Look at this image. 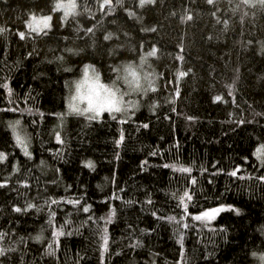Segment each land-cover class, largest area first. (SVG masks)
<instances>
[{
	"label": "trees",
	"instance_id": "obj_1",
	"mask_svg": "<svg viewBox=\"0 0 264 264\" xmlns=\"http://www.w3.org/2000/svg\"><path fill=\"white\" fill-rule=\"evenodd\" d=\"M57 1L0 0V247L15 249L0 264H264V0H78L66 18ZM34 13L52 15L47 34L30 32ZM129 64L155 70L139 109L67 113L86 66L119 87ZM221 205L240 214L191 218Z\"/></svg>",
	"mask_w": 264,
	"mask_h": 264
},
{
	"label": "snow or ice",
	"instance_id": "obj_2",
	"mask_svg": "<svg viewBox=\"0 0 264 264\" xmlns=\"http://www.w3.org/2000/svg\"><path fill=\"white\" fill-rule=\"evenodd\" d=\"M107 4H111V0H108ZM117 4L121 6L120 0H117ZM76 8V3L75 0H71V2L67 5L63 3H57L55 6L54 10H60L64 9V14L65 17L68 15L72 14ZM51 21V16H41L37 18L35 15L32 16L31 20L28 23V28L30 29V32H35L37 34H47L45 32V29H49L51 27L50 24ZM7 29L0 27V35H2ZM88 32H92V29H88ZM20 39H25L26 38V33L25 32H19L18 33ZM113 38V33H108L107 35L104 36L105 40H111ZM68 51H72L69 49ZM31 55V54H30ZM149 55H154V53H151ZM149 56H144L141 58V64L146 62L147 58ZM60 59V58H58ZM89 70H91V75H89ZM123 72L125 73L123 79L124 81L129 85V88L132 91H155L156 89L151 87V85L154 83V80L149 79L148 74H145L144 79L147 81L148 88H144L143 85L141 84V77L138 73L137 67L135 65L129 64L123 67ZM119 79V77H118ZM88 85L87 90L84 91L82 90L83 85ZM0 87H3L7 90L9 97L12 95V89L9 87L8 84H3L0 85ZM76 95L72 97L73 101H76L77 103H70L69 104V110L71 113L77 114V115H84L89 121H95L99 120L102 118L103 113L108 112L113 119H116V113H121L123 111H126V108L123 106V96L120 93V89L115 87H107L101 83H99V73L97 70L92 67L91 65L86 66L85 68V79L83 81H80L76 85ZM231 94V90L229 92ZM176 95H179V89L176 91ZM221 96H216L214 98L215 102H220L222 101ZM83 102L86 104L84 107H80L79 104ZM172 103H175L173 100ZM135 107V105H133ZM2 110V109H0ZM9 111H15L16 109L10 108L7 109ZM30 111V110H29ZM189 120L192 119V117H188ZM122 123L124 121H121ZM20 124L19 120H16L15 122H10L9 126L12 128V131L14 133V138L16 140V143L22 148L24 151V155L27 156L29 159H31V153L28 151V140L26 137L22 136L18 131H17V126ZM143 127L147 128L148 125L144 124ZM56 139L57 141L63 143L61 140L60 134H56ZM125 137L123 132H121L119 140L116 141L117 145L121 144L124 141ZM262 151H264V148H262ZM153 155H156V153H153ZM7 159V154L4 152H0V162H3ZM43 163V161H41ZM146 163V162H144ZM87 167L89 168H94V164L92 161H88L86 164ZM164 167H171L176 171L182 172V173H191L192 168L191 167H184L180 166L177 167L175 164L168 165L165 164ZM240 171L239 168H237L235 171H232L229 173L232 176H236L237 172ZM261 181H264V176L258 177ZM192 183L195 184L196 180L193 178ZM7 186L6 183H0V187H5ZM175 196V194H173ZM119 198V197H116ZM192 196L189 194L188 191H185L182 196L179 197V204L183 207L184 212L187 214V209H188V203L186 201H191ZM68 203L72 204H79V200H69L67 201ZM151 203V201H148ZM52 204L58 203L56 200L51 201ZM126 203H132V201H127ZM36 207L32 203H28L25 208H20V207H15L13 211L20 213V212H26L28 209ZM90 210V206H85L83 207V211L85 213H88ZM224 211H235L237 215L240 214L239 209H234L232 206H225L221 205L219 207L210 209L208 211H203L198 215L192 216L191 218L195 221H201L205 224H207L209 221L214 220L217 215H219L221 212ZM54 216L55 214L52 213ZM115 216V210L113 209L109 216L106 219V223H111L113 221V218ZM170 221H176V217H169L168 218ZM178 224L183 223V220L181 219L180 221H176ZM184 228H188L189 225L187 223H183ZM223 231H226L223 230ZM68 235H71L72 233H67ZM7 233H2L0 232V240H2ZM55 236L59 237L62 235H65V232L62 230L57 231L54 233ZM37 241H40L42 239L41 236L37 235L35 237ZM183 237H181V243H182ZM102 241H103V251L107 252L108 251V244H109V237L107 234V228L103 230V235H102ZM137 245H133V247H136ZM15 249H5L3 247H0V257L6 256V253L8 251H14ZM48 254L49 255H55V252L53 251L52 245H49L48 249Z\"/></svg>",
	"mask_w": 264,
	"mask_h": 264
},
{
	"label": "rangeland",
	"instance_id": "obj_3",
	"mask_svg": "<svg viewBox=\"0 0 264 264\" xmlns=\"http://www.w3.org/2000/svg\"><path fill=\"white\" fill-rule=\"evenodd\" d=\"M58 2L67 5V4H69L71 2V0H58L57 3ZM75 3H76V7H77L78 0H75ZM62 10L64 11V9H62ZM75 11H77V8H75L74 12ZM33 15H35L37 18H39L41 16H51V18H52L51 14L38 15V14L34 13V14L31 15V18H32ZM64 18H66L65 14H64ZM137 70H138V73H139V75L141 77V84L143 85L144 88L147 89L148 88V84H147V81L144 79V76H145V74H148L149 79H152L151 75H152V72H154L155 70L152 69V68L142 69L140 67H137ZM89 75H91V70H89ZM84 79H85V70L82 72L80 77L75 80V83L72 84V90H71V94H70L69 104L70 103H77L76 101L72 100V97H74L77 94L76 93V85H77V83L80 82V81H83ZM99 83L103 84V82L101 81L100 78H99ZM103 85L108 87V84H106V83H104ZM87 87H88V85H86V84L83 85L82 86V90L86 91ZM151 87H154V85L152 84ZM117 88L120 89V93L119 94H121L123 96V106L126 108V111H129V110L134 109V108H138L139 109L143 105L145 96L148 93V91H146V92L145 91H140V92L132 91L129 88V85L127 83H124L122 86H119ZM133 105H135V107H133ZM79 106L80 107H84V106H86V104L81 102L79 104ZM68 111L70 112L69 106H68ZM216 207H219V206H216ZM216 207H214V208H216Z\"/></svg>",
	"mask_w": 264,
	"mask_h": 264
},
{
	"label": "bare ground",
	"instance_id": "obj_4",
	"mask_svg": "<svg viewBox=\"0 0 264 264\" xmlns=\"http://www.w3.org/2000/svg\"><path fill=\"white\" fill-rule=\"evenodd\" d=\"M79 77H80V76H79ZM79 77H78V78H79ZM78 78H77V79H78ZM75 80H76V79H75ZM73 83H75V81H73V82H72V84H73ZM71 88H72V87H71ZM71 90H72V89H71ZM67 113H70V112H69V111H67Z\"/></svg>",
	"mask_w": 264,
	"mask_h": 264
}]
</instances>
